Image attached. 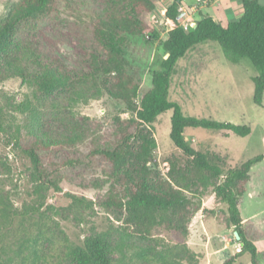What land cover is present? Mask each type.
<instances>
[{
    "label": "rangeland",
    "instance_id": "obj_1",
    "mask_svg": "<svg viewBox=\"0 0 264 264\" xmlns=\"http://www.w3.org/2000/svg\"><path fill=\"white\" fill-rule=\"evenodd\" d=\"M17 1L0 0V23L7 15L6 5ZM172 1L162 0L152 14L141 16L158 33L157 39L128 38L127 71L139 83L138 100L151 87L152 72L165 58L161 42L172 29L165 17ZM179 6L188 12V25L201 16L225 23L242 14L240 0H183ZM102 12L128 14L130 8L123 0H60L54 15L22 24L0 54L10 63L20 62L29 73L28 61L36 56L62 72L84 76L75 89L49 95L37 94L18 77L0 81V264H78L70 250L81 247L87 237L103 240L111 264H223L239 252L241 244L228 225L226 205L213 191L220 179L208 187L192 179L181 183L184 194L200 206L179 241L161 232L149 238L134 236L124 225L123 213L95 204L88 209L71 199L94 203L110 186L111 174L129 181L136 174L131 162L113 172L106 162L86 157L92 148L111 142L117 121L132 117L123 102L109 96L112 78L98 76L92 61V55L107 52L91 29L92 18ZM4 67L1 62V74ZM256 76L248 60L234 62L218 44L205 42L187 51L170 79L168 99L185 116L250 128L245 137L185 129L186 144L216 158L224 173L264 154V97L261 107L253 103ZM170 118L168 111L153 125L156 148L150 168L153 181L163 179L178 188L180 182L175 176L171 179L167 162L175 161L185 173L190 165L169 138ZM28 132L74 140L58 154L60 159L73 161L60 171L61 192L40 186L30 159L15 144V138H24ZM245 189L239 204L243 227L257 249L259 263L264 264V161L251 168ZM234 264H250L249 256Z\"/></svg>",
    "mask_w": 264,
    "mask_h": 264
},
{
    "label": "trees",
    "instance_id": "obj_2",
    "mask_svg": "<svg viewBox=\"0 0 264 264\" xmlns=\"http://www.w3.org/2000/svg\"><path fill=\"white\" fill-rule=\"evenodd\" d=\"M123 1L129 6L130 13L102 12L92 18V34L107 50L105 56L92 55V61L97 67V75L103 74L104 77L112 78L108 89L109 96L123 102L132 117L117 121L111 142L106 146L92 148L86 157L89 161L106 162L113 172H119L131 162L136 174L132 181L123 175L111 174L110 186L94 203L74 197L71 198L72 201L88 209L95 204L108 211L123 213L124 225L134 236L149 238L155 232H161L179 241L180 235L200 206L184 194L181 183L192 179L203 187H208L214 184L213 180L220 179V183L213 185V191L219 202L226 205L228 225L237 232L240 238L238 243L241 244L239 252L223 264H234L244 255L249 256L250 264H260L257 249L248 239L243 227L239 204L250 180V170L264 161V154L248 160L239 169L224 173L216 158L193 150L183 137L187 128L227 132L238 137L248 136L250 128L185 116L177 103L169 101L168 94L176 63L192 47L213 42L232 61L245 59L255 68L257 76L253 79V103L261 107L264 97V4L261 0H240L242 14L238 19L221 23L211 17L201 16L187 30L179 26L172 28L167 33L166 40L161 42L167 58L160 60L159 69L152 72L151 87L138 100L139 83L127 71L128 38L147 37V42L158 38V33L141 20V16L152 14L162 0ZM59 2L60 0L9 2L6 5L7 15L0 23V54L11 45L16 30L22 24L39 22L54 15ZM182 2L183 0L172 1L165 10L166 19L175 21ZM1 62L5 67L3 74L0 72V81L18 77L23 83L32 86L39 95H49L58 90H73L80 81H84V76L75 77L62 72L41 62L36 56L28 61L32 73L22 68L20 62L10 63L0 55V67ZM137 100L138 106L135 104ZM168 111L171 112L169 138L190 165L189 173H185L175 161L167 162L171 179L175 176L180 182L178 188L163 179L153 181L150 168L156 148L153 125L159 116ZM14 141L30 159L33 175L40 186L61 192L63 175L60 171L73 161L60 159L58 154L72 145L74 140H59L49 134L37 135L28 132L24 138L18 137ZM2 233L0 224V237H3ZM70 256L78 264H111L104 242L99 237L85 238L81 247L70 250Z\"/></svg>",
    "mask_w": 264,
    "mask_h": 264
},
{
    "label": "built area",
    "instance_id": "obj_3",
    "mask_svg": "<svg viewBox=\"0 0 264 264\" xmlns=\"http://www.w3.org/2000/svg\"><path fill=\"white\" fill-rule=\"evenodd\" d=\"M188 12L186 9H184L182 6H179L178 7V10H177V16H176V19L175 21L173 20H168V23L172 26V28L176 27V26H179L181 27L182 29L184 30H187L189 28V26L191 25H188L186 24V18L188 17ZM193 25V24H192Z\"/></svg>",
    "mask_w": 264,
    "mask_h": 264
},
{
    "label": "water",
    "instance_id": "obj_4",
    "mask_svg": "<svg viewBox=\"0 0 264 264\" xmlns=\"http://www.w3.org/2000/svg\"><path fill=\"white\" fill-rule=\"evenodd\" d=\"M165 58H167V55L165 56ZM233 236L235 237V240H236V241H239V240H240V238H239L237 232H233Z\"/></svg>",
    "mask_w": 264,
    "mask_h": 264
}]
</instances>
